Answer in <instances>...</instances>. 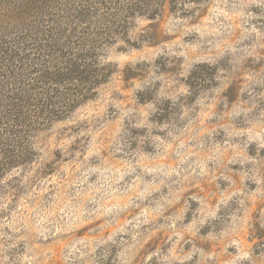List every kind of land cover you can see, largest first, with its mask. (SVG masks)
Wrapping results in <instances>:
<instances>
[{
    "label": "rangeland",
    "instance_id": "374dc122",
    "mask_svg": "<svg viewBox=\"0 0 264 264\" xmlns=\"http://www.w3.org/2000/svg\"><path fill=\"white\" fill-rule=\"evenodd\" d=\"M0 116V264H264V0H0Z\"/></svg>",
    "mask_w": 264,
    "mask_h": 264
},
{
    "label": "trees",
    "instance_id": "16d2710c",
    "mask_svg": "<svg viewBox=\"0 0 264 264\" xmlns=\"http://www.w3.org/2000/svg\"><path fill=\"white\" fill-rule=\"evenodd\" d=\"M39 72L42 75V71L39 70ZM1 114H2V117H3V113L2 112H1ZM2 117L0 116V120L2 119Z\"/></svg>",
    "mask_w": 264,
    "mask_h": 264
}]
</instances>
